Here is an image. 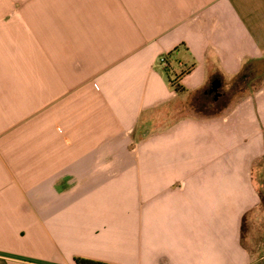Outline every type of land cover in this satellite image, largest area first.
I'll return each instance as SVG.
<instances>
[{
    "label": "crops",
    "instance_id": "1",
    "mask_svg": "<svg viewBox=\"0 0 264 264\" xmlns=\"http://www.w3.org/2000/svg\"><path fill=\"white\" fill-rule=\"evenodd\" d=\"M260 59L264 0H0V264H264Z\"/></svg>",
    "mask_w": 264,
    "mask_h": 264
},
{
    "label": "trees",
    "instance_id": "2",
    "mask_svg": "<svg viewBox=\"0 0 264 264\" xmlns=\"http://www.w3.org/2000/svg\"><path fill=\"white\" fill-rule=\"evenodd\" d=\"M167 67V66H166ZM165 67V68H166ZM164 68V70H166ZM167 74V71H165ZM179 77H175L173 80H168L170 85L174 88L176 92H181L183 90L182 86L179 84ZM212 82H217V79H212ZM264 83V59L252 60L247 62L238 74L231 80L229 84V92L232 95H236L245 91H254L261 87ZM211 86L203 91L192 94L191 107L194 110H201L208 100L213 98V93H209ZM207 102L206 107H211ZM213 107V106H212ZM215 108V107H213ZM260 204H264V183L259 190ZM75 264H106L99 261L76 258L74 260Z\"/></svg>",
    "mask_w": 264,
    "mask_h": 264
},
{
    "label": "built area",
    "instance_id": "3",
    "mask_svg": "<svg viewBox=\"0 0 264 264\" xmlns=\"http://www.w3.org/2000/svg\"><path fill=\"white\" fill-rule=\"evenodd\" d=\"M158 62L164 68L167 66V62H166L165 56H160L159 59H158Z\"/></svg>",
    "mask_w": 264,
    "mask_h": 264
},
{
    "label": "rangeland",
    "instance_id": "4",
    "mask_svg": "<svg viewBox=\"0 0 264 264\" xmlns=\"http://www.w3.org/2000/svg\"><path fill=\"white\" fill-rule=\"evenodd\" d=\"M261 206L264 207V204H261ZM261 209H262V213H260L261 214V225H264V208H261ZM262 228H264V226H262Z\"/></svg>",
    "mask_w": 264,
    "mask_h": 264
},
{
    "label": "water",
    "instance_id": "5",
    "mask_svg": "<svg viewBox=\"0 0 264 264\" xmlns=\"http://www.w3.org/2000/svg\"><path fill=\"white\" fill-rule=\"evenodd\" d=\"M219 87V84H217L216 82L212 84V89L216 90Z\"/></svg>",
    "mask_w": 264,
    "mask_h": 264
}]
</instances>
